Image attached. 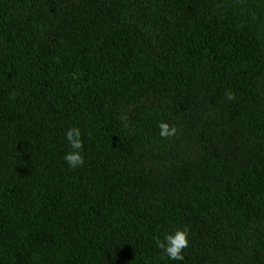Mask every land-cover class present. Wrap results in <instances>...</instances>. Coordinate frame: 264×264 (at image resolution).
<instances>
[{
	"label": "trees",
	"instance_id": "obj_1",
	"mask_svg": "<svg viewBox=\"0 0 264 264\" xmlns=\"http://www.w3.org/2000/svg\"><path fill=\"white\" fill-rule=\"evenodd\" d=\"M0 264H264V0H0Z\"/></svg>",
	"mask_w": 264,
	"mask_h": 264
},
{
	"label": "clouds",
	"instance_id": "obj_2",
	"mask_svg": "<svg viewBox=\"0 0 264 264\" xmlns=\"http://www.w3.org/2000/svg\"><path fill=\"white\" fill-rule=\"evenodd\" d=\"M228 100L235 99L232 93H227ZM159 135L162 138H171L176 135L177 128L170 126L167 122L162 121L159 124ZM65 138L68 144V151L64 154L63 159L66 164L76 169L85 164L84 156V133L79 126H73L67 129ZM156 247L162 251L164 257L170 262H183L184 251L190 244L189 231L187 228H177L167 233L163 239L155 238Z\"/></svg>",
	"mask_w": 264,
	"mask_h": 264
}]
</instances>
